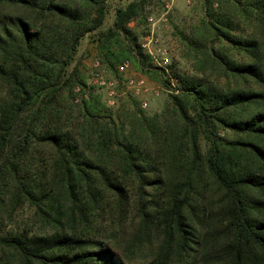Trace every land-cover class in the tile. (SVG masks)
<instances>
[{
    "label": "trees",
    "instance_id": "1",
    "mask_svg": "<svg viewBox=\"0 0 264 264\" xmlns=\"http://www.w3.org/2000/svg\"><path fill=\"white\" fill-rule=\"evenodd\" d=\"M106 1L0 0L20 11L0 13V264H144L134 241L126 257L104 234L127 207L136 238L160 230L191 251L214 245L221 264H264V0H204L186 50L219 81L182 76L162 112L121 121L78 61L68 69L93 34L114 75L125 60L160 75L128 25L150 0L101 29ZM64 92L86 95L70 125Z\"/></svg>",
    "mask_w": 264,
    "mask_h": 264
},
{
    "label": "rangeland",
    "instance_id": "2",
    "mask_svg": "<svg viewBox=\"0 0 264 264\" xmlns=\"http://www.w3.org/2000/svg\"><path fill=\"white\" fill-rule=\"evenodd\" d=\"M132 0H107V11L104 17V21L101 25V29L112 26L115 19V10L118 7H122ZM171 1V9L165 13V2ZM221 0H213V7L218 8ZM230 9V6L226 7ZM18 9L9 6L0 5V13H18ZM23 12V11H21ZM27 13V12H24ZM29 14V13H28ZM165 14V21H159L158 34L162 40L164 46L168 48L170 55V63L166 67H161L155 61L151 55L146 53L141 47L140 43L142 36L147 33L148 21L147 17L153 15L159 17ZM1 15V14H0ZM205 16L204 0H150L145 7L143 17H137L129 22V27L138 33V43L142 52L148 56L150 63L154 68L152 70L157 71L160 75L153 72L145 73L138 69L130 60L131 68L125 72H118L114 75L101 61L100 56L97 52L96 43L93 39V34L85 35L78 47L75 55V60L68 67L70 70L75 61L80 64L81 74L83 75L87 89L91 90L92 93L99 96L102 104H104L108 110L112 112L115 118L119 121L125 120V117L129 115L135 109L142 110L146 115H154L163 111L166 103L169 101V94L177 93L178 90V79L182 76H205L209 80L219 81L218 77L213 73L206 71L201 74L195 69V63L188 56L186 50V38L191 36L193 29L200 25L202 18ZM221 43L216 42L214 46L218 48ZM224 47L227 44L224 43ZM95 60L100 62V70L102 75L107 80L114 81L115 95L109 96L108 90L104 86H100L94 82L91 78L93 73V63ZM143 76L149 86L150 91L146 96L143 97L135 96L131 90L127 87V80L131 77ZM162 79H168L169 84L165 85L162 83ZM223 78L221 82H223ZM78 86L73 90L78 92ZM0 92H3V88L0 84ZM67 92H64L62 99V105H64L65 115L64 120L66 125L71 123L67 119V115L72 114L73 120L78 116L77 104L82 96H86L85 93H79L75 99L67 97ZM141 99H146L148 104L146 107L141 106ZM68 107V108H67ZM72 107V110L71 108ZM68 112V113H67ZM227 136H232L228 131L225 132ZM23 213L21 218L30 215L29 210L19 212ZM110 220L104 221L106 227V234L108 241L114 246L117 245V250L121 255L129 256V251L132 246L131 241H134V245L139 249L136 253L137 259L135 262H142L144 264H221L216 259L213 250H216L214 245H209L208 248L204 249L201 246L197 247V251H191L188 247L180 245L176 239L172 244L165 243L164 235L159 230L156 233L154 230L149 231L146 235L139 236L136 238L134 233L137 229L136 220H132L133 212L132 209L127 207L124 215L121 218L114 216ZM135 237V239L133 238ZM195 246V244H192ZM131 252V251H130ZM131 255V253H130Z\"/></svg>",
    "mask_w": 264,
    "mask_h": 264
},
{
    "label": "built area",
    "instance_id": "3",
    "mask_svg": "<svg viewBox=\"0 0 264 264\" xmlns=\"http://www.w3.org/2000/svg\"><path fill=\"white\" fill-rule=\"evenodd\" d=\"M171 7H172V2L166 1L165 13H167L171 9ZM164 15L165 14H162L159 17L150 15L147 17V21H148L147 33L142 36V40L140 43L143 50L149 55H151L153 61H155V63H157L161 67H166L170 63V55L168 52V48L164 46L158 34L159 21L166 20V17ZM117 68L119 72H125L131 68V64L129 63V61H124L121 64H119ZM100 69H101L100 62L98 60H95L93 63V73L91 78L94 79V82L97 83L98 85L107 88L108 95L113 97L115 95L114 81L107 80L102 75ZM127 87L131 90V92L135 96H139V97L148 94L150 91V86L147 80L143 76H136L129 78L127 80ZM140 103L141 106L146 107L148 101L146 99L143 100L141 99Z\"/></svg>",
    "mask_w": 264,
    "mask_h": 264
},
{
    "label": "crops",
    "instance_id": "4",
    "mask_svg": "<svg viewBox=\"0 0 264 264\" xmlns=\"http://www.w3.org/2000/svg\"><path fill=\"white\" fill-rule=\"evenodd\" d=\"M174 1V0H173ZM146 96V95H145ZM141 97H143V96H141Z\"/></svg>",
    "mask_w": 264,
    "mask_h": 264
}]
</instances>
